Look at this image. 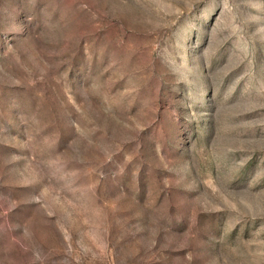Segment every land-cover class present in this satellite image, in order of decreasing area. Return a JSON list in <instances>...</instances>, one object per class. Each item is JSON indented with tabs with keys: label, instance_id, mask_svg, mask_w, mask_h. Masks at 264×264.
<instances>
[{
	"label": "rangeland",
	"instance_id": "1",
	"mask_svg": "<svg viewBox=\"0 0 264 264\" xmlns=\"http://www.w3.org/2000/svg\"><path fill=\"white\" fill-rule=\"evenodd\" d=\"M0 264H264V0H0Z\"/></svg>",
	"mask_w": 264,
	"mask_h": 264
}]
</instances>
